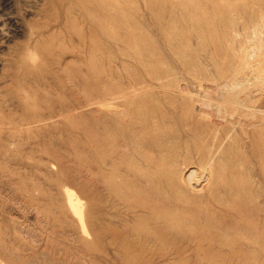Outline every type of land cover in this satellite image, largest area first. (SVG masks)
I'll use <instances>...</instances> for the list:
<instances>
[{
	"label": "rangeland",
	"instance_id": "1",
	"mask_svg": "<svg viewBox=\"0 0 264 264\" xmlns=\"http://www.w3.org/2000/svg\"><path fill=\"white\" fill-rule=\"evenodd\" d=\"M0 264H264V0H0Z\"/></svg>",
	"mask_w": 264,
	"mask_h": 264
},
{
	"label": "clouds",
	"instance_id": "2",
	"mask_svg": "<svg viewBox=\"0 0 264 264\" xmlns=\"http://www.w3.org/2000/svg\"><path fill=\"white\" fill-rule=\"evenodd\" d=\"M22 63L35 69L41 62V57L37 51L32 48H27L22 56Z\"/></svg>",
	"mask_w": 264,
	"mask_h": 264
},
{
	"label": "bare ground",
	"instance_id": "3",
	"mask_svg": "<svg viewBox=\"0 0 264 264\" xmlns=\"http://www.w3.org/2000/svg\"><path fill=\"white\" fill-rule=\"evenodd\" d=\"M68 192H69L68 193V196H69L70 206L72 207V209H74V211L76 212V214H78L81 217L82 223H84V220L83 219H84L85 216L83 215V211H82V208H81L80 200H77V199L74 198L73 192L72 193L70 191H68Z\"/></svg>",
	"mask_w": 264,
	"mask_h": 264
}]
</instances>
